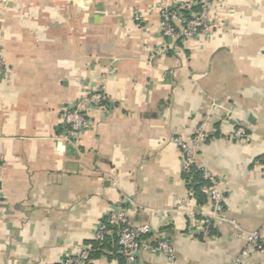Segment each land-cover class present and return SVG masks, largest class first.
Segmentation results:
<instances>
[{
    "label": "crops",
    "instance_id": "1",
    "mask_svg": "<svg viewBox=\"0 0 264 264\" xmlns=\"http://www.w3.org/2000/svg\"><path fill=\"white\" fill-rule=\"evenodd\" d=\"M177 1L0 0V264H59L115 205L150 225V244L174 243L172 261L144 248L135 264H264L244 235L264 237V0H216L213 32L185 41L160 32L159 5ZM102 76L111 99L72 144L64 109ZM206 117L199 160L226 195L210 236L192 234L211 204L174 142ZM88 264H126L116 238Z\"/></svg>",
    "mask_w": 264,
    "mask_h": 264
},
{
    "label": "built area",
    "instance_id": "2",
    "mask_svg": "<svg viewBox=\"0 0 264 264\" xmlns=\"http://www.w3.org/2000/svg\"><path fill=\"white\" fill-rule=\"evenodd\" d=\"M216 0H180L172 5L161 3L158 7L160 11V32L164 37L180 39H196L209 35L214 30L212 21V8ZM137 21L142 19L139 11L134 12ZM8 67L6 65L3 51L0 48V77L6 76ZM107 77L102 76L95 88L83 95L78 102L64 109L63 126L65 139L78 144L82 134L90 126L91 120L88 112L99 110L105 107L111 99L106 89ZM208 117L203 119L194 131L191 138L183 135H176L174 142L180 148L181 168L191 180L197 173H201V178L205 182L201 186V192L206 195L211 204V211H197L199 217L192 226L193 235L210 236L215 221L225 219L226 195L222 181L216 177L199 160L198 149L206 141L214 140L213 133L207 126ZM246 136V129L239 127L224 138L227 142L234 139H241ZM2 191L0 189V202ZM148 224H133L130 220L126 207L122 205L113 206L107 213L106 220L100 222L95 230L94 239L104 241L109 237H115L121 252L125 256L126 264H135L144 248H150L154 252L163 254L169 261L175 258V249L172 239L162 234L156 243L150 244L146 235L151 232ZM245 235L248 243L259 248L264 247V237L259 231H251ZM239 233L238 236H244ZM92 247L83 246L76 252H70L60 261L59 264H88L91 260ZM247 252L244 251L243 255ZM228 264H244L241 256L234 257Z\"/></svg>",
    "mask_w": 264,
    "mask_h": 264
},
{
    "label": "trees",
    "instance_id": "3",
    "mask_svg": "<svg viewBox=\"0 0 264 264\" xmlns=\"http://www.w3.org/2000/svg\"><path fill=\"white\" fill-rule=\"evenodd\" d=\"M193 184H194V190L196 191V194L201 196L202 195V192H201V186L205 183L203 181V179L201 178V173L200 172H197L194 176H193ZM107 240V239H106ZM97 241V240H94L93 241V246H92V249H91V254L97 250L98 248H100L102 246V244L106 241ZM91 254H90V257H91Z\"/></svg>",
    "mask_w": 264,
    "mask_h": 264
}]
</instances>
